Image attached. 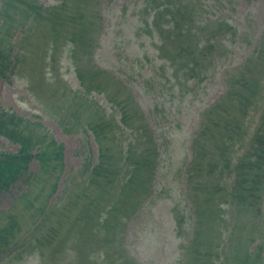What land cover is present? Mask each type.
<instances>
[{
	"label": "rangeland",
	"instance_id": "rangeland-1",
	"mask_svg": "<svg viewBox=\"0 0 264 264\" xmlns=\"http://www.w3.org/2000/svg\"><path fill=\"white\" fill-rule=\"evenodd\" d=\"M29 1L43 6L71 3L74 10L64 8V14L69 11L72 19H78L76 6L82 5L88 27L75 30L77 22H72L74 30L66 32L82 36L74 47L61 36L55 44V31L62 30L57 26L48 40L51 46L47 42V54L42 49L45 40L40 39L39 45L35 40L39 39L36 31H30L28 41V28L17 25L10 30L12 43L23 44L19 53L25 60L0 76V106L32 125L38 123L25 126L59 145L55 146L61 150L63 166L59 178L52 175L57 176L58 188L49 197L51 187L42 193L37 190L42 177L36 173L31 204L17 198L26 189L19 179L0 190V211L14 212L18 224L0 213V228L7 225L14 234L0 239V264H264V182L259 184L261 191L254 193L257 198L212 200L219 210L213 209L221 215L216 227L222 228L200 227L195 238L199 216L195 194L186 181L187 165L195 152L191 140L206 116L204 109L224 93L230 75L254 78L251 85L264 93V0H179L184 18L189 19L192 11L208 18V35L215 21L223 23L219 42L212 44V60L208 56L204 60L206 69L200 79L184 75L182 65L172 68L160 60L158 31L152 38L136 30L143 17L150 19L145 0ZM176 2L168 0L161 12L165 20L159 21L162 27H170L174 45L186 46L190 37L179 36L175 30ZM226 25H231V34ZM199 37L195 33L190 41ZM82 45L93 69L101 74L90 88L76 77L75 66L63 53L55 52L52 59V46L80 49ZM31 46L36 51L31 52ZM38 54L47 62L42 69L33 61ZM182 55L188 56V48ZM187 69L192 75L201 71L199 66ZM98 83L109 85L107 95L113 103L96 91H87ZM262 102L264 98L249 111L250 132L264 121ZM120 104L128 110L126 124L121 122ZM20 128L26 133L25 127ZM18 148L19 143L0 135V151L15 153ZM99 158L104 164L93 177L89 167L101 165ZM38 164L32 159L26 171H36ZM44 177L49 185L51 179ZM240 189L248 190L245 185ZM38 205L44 206L45 215L39 214ZM200 221L203 224L202 216ZM38 222L37 232L48 239L37 232L30 236L32 240L26 237ZM33 244L34 251L28 252ZM249 253L253 263L245 259Z\"/></svg>",
	"mask_w": 264,
	"mask_h": 264
},
{
	"label": "trees",
	"instance_id": "trees-1",
	"mask_svg": "<svg viewBox=\"0 0 264 264\" xmlns=\"http://www.w3.org/2000/svg\"><path fill=\"white\" fill-rule=\"evenodd\" d=\"M188 1L193 3L201 2V0ZM167 2L168 0H145L144 5L146 7L144 10L145 12L148 10L150 19L143 17L136 25V30L152 38H155L154 33L158 31L161 42L160 46H162L158 53L160 60L172 68L182 65L180 70L182 73L184 72V75L200 79V76H202L206 69L203 64L204 60L207 56L209 61L212 60L210 58L213 50L212 44L219 42L216 39L220 28L223 27V23L215 21L213 27L210 29L211 34L208 35V18H203L201 15L198 16V14H195V11L191 12L192 15L189 19L184 18V13L180 11V2L177 0L174 7L177 20L175 30L179 36L186 35L190 38L185 42L186 46H184V43L178 42L174 45L172 41L174 35L170 27H162L159 21V19L165 20L161 12L167 7ZM19 3L21 4L19 5ZM59 4L62 5L60 6ZM59 4L55 3L43 6L29 0H0V76L10 72V70L13 72L15 63H18L19 60H25L21 58L23 54L20 55L19 53L23 44L15 45L11 41L12 35L10 36V30L16 28L17 25L19 28L29 29L28 41L30 39V31L38 33L39 39H35L38 45L41 43L40 39L43 38L45 40L46 44L42 48L45 54L48 53L47 42H49L48 40L54 34L53 31L57 26H61L63 31L61 29L55 31V44H58L56 38L61 36L63 41L67 37L70 42L74 43V47H77L75 41L82 36L78 34L69 35L66 31L74 30V22H77L75 30L85 29L87 31L88 22L82 18L84 14L82 5L78 4L76 6L78 9L76 18L78 19H72L69 11L64 14V8L74 10L73 5L71 3L65 5V1ZM17 14L20 15L19 19ZM97 14H99V11L96 10L95 15ZM180 22H182V25L179 26ZM226 26L228 32L231 34V25ZM195 33H199L200 37L191 42L190 39ZM68 39L64 42H69ZM49 44L51 46L50 42ZM38 45H36L37 50L40 49ZM15 46L19 50L16 54H12ZM84 46H80V49L70 46L69 48L61 47L56 49L52 46V59H55V52L63 53L64 57L75 66L76 77L86 88H90L96 83V76L100 78L101 74L93 69L89 54ZM184 48H188L187 57L182 55ZM32 51H36L33 50V46H31ZM77 51L78 55H76ZM33 61L41 69L47 63L45 57L40 59L39 54L35 56ZM188 66H199L201 67V71L196 75L189 74ZM107 78L110 79V76H107ZM254 80V78L245 79L239 78L237 75H230V78L226 80L225 93L204 109L206 116L191 140L190 146L195 152L187 165L186 181L190 191L195 194L193 199L194 204L197 206L196 213L199 216V219L196 220L199 225L193 229L195 238L200 235V227L201 229L202 227L203 229L212 227V229L217 228L218 230L222 228L221 225L216 227L219 225V217L221 215L220 212H215L213 209L215 207L211 205L212 200L226 202L228 199L239 197L241 200L246 201L252 196L257 198L258 196L254 195V193L261 191L259 184L264 182V121L257 125L252 132L249 131V127L246 125L249 111L258 107L260 101L264 98L263 90H259L258 85H251ZM108 88V84L98 83L94 90L87 91L89 93L96 91L97 94H101L103 97L106 96L108 101L113 103V99L107 95ZM36 95L40 96V93L36 91ZM120 105L123 109L122 116L120 117L121 122L126 124L128 121V110L125 105ZM261 106L264 115L263 102ZM75 115L78 114L75 113ZM26 122L31 126H38V123L35 124L33 122L32 125L28 119L0 106V135L19 143V148L15 153L0 151V190L7 189L9 185L19 179L26 184V189L17 198H25L31 204L30 190L33 178L37 175L36 173H40L42 177V186L38 187L37 185V190L42 193L45 189L51 187L50 192L46 195V197H49L52 192L57 191L58 185L54 183V179L57 176L59 178L63 163L61 150L60 148H56L59 145L53 140L46 141L45 137L41 136L40 133L32 131L29 126H25ZM20 126L26 128V133L23 132ZM238 149H242L241 153L237 152ZM102 156L110 157L103 153ZM32 159L39 162L38 169L33 172L26 171ZM100 162L102 163L101 165L94 164L92 167H89V175L94 177V175L100 172L99 169L104 164L101 160ZM43 174L49 176V179H51L49 185L43 180L45 179V177L43 178ZM55 174L58 175L52 178ZM244 185L248 190L240 189V186ZM90 191L92 190L90 189ZM210 193L213 194L210 195ZM203 196H206L204 201H202ZM195 197H198V199ZM206 204L208 205V212L205 207ZM215 209L219 210L218 208ZM37 211L41 216H43V213L44 215L46 214L43 205H38ZM0 213L8 216L10 221L18 226L14 212L2 210ZM35 214L33 212V216H36ZM201 216L203 224L200 221ZM62 220L64 218L59 219L57 223L61 225ZM40 223L31 232L28 230L27 234L30 233L29 236H26L28 239L32 240L30 236L32 234L35 235L40 227ZM10 232L7 229V225L0 228V239H6L14 235L13 232ZM37 236L48 239L46 235L39 232H37ZM23 242L24 240L21 241L18 247H21ZM211 246L208 245V248ZM34 249L33 244L28 252L32 253Z\"/></svg>",
	"mask_w": 264,
	"mask_h": 264
}]
</instances>
